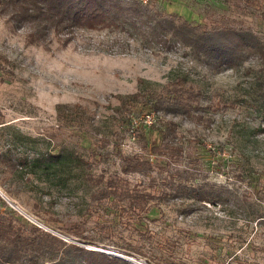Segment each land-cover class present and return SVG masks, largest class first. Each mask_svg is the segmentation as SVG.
I'll list each match as a JSON object with an SVG mask.
<instances>
[{
  "label": "rangeland",
  "instance_id": "obj_1",
  "mask_svg": "<svg viewBox=\"0 0 264 264\" xmlns=\"http://www.w3.org/2000/svg\"><path fill=\"white\" fill-rule=\"evenodd\" d=\"M146 2L193 24L215 12L251 52L210 67L183 44L145 47L107 27L46 49L0 15V220L122 264H264V0ZM174 84L198 91L189 113L146 102ZM122 155L151 167L123 171ZM116 176L153 196L146 208L93 197Z\"/></svg>",
  "mask_w": 264,
  "mask_h": 264
},
{
  "label": "trees",
  "instance_id": "obj_2",
  "mask_svg": "<svg viewBox=\"0 0 264 264\" xmlns=\"http://www.w3.org/2000/svg\"><path fill=\"white\" fill-rule=\"evenodd\" d=\"M0 15L12 28L25 29L26 43L43 45L46 49H50L53 38L60 45L68 44L74 38L77 29L93 30L107 27L120 29L132 38H139L145 47L158 45L170 49L176 47L178 43L183 44L189 48V53L192 52L210 67L235 62L247 51L251 52V47L247 46L242 34L234 30L228 19L216 18L215 12L212 16L215 19L210 24H193L177 13L154 8L150 3L141 0H0ZM222 34L232 35L235 40L224 41L218 38ZM122 49L125 50V44L122 45ZM196 93L198 91L174 84L165 92L150 93L146 102L171 113L184 114L191 111ZM118 97L121 102L134 103L141 100L139 92ZM132 119L133 116L130 117V122ZM171 131L172 125L166 124L161 131L162 138L164 139ZM59 157L60 154L49 153L46 160L51 161ZM150 167L148 160L122 155L123 171H143ZM193 194L204 199L203 193L198 189L194 190ZM92 195L98 200L116 196L118 199L128 200V206L134 209L146 208L148 200L153 197L148 192L131 188L124 179L117 176L109 178L106 185L99 187ZM55 241L60 245L53 250ZM0 242H2L0 264H8L14 259L19 260L16 264H29L36 254L45 252L50 256L46 259L47 263L43 264L125 262L116 256H109L75 243H67L47 232L23 234L10 220H0Z\"/></svg>",
  "mask_w": 264,
  "mask_h": 264
},
{
  "label": "built area",
  "instance_id": "obj_3",
  "mask_svg": "<svg viewBox=\"0 0 264 264\" xmlns=\"http://www.w3.org/2000/svg\"><path fill=\"white\" fill-rule=\"evenodd\" d=\"M142 2H146L147 0H141ZM144 121L145 122H147V123H149V125L152 123V121H151V114L150 113H145L144 114Z\"/></svg>",
  "mask_w": 264,
  "mask_h": 264
}]
</instances>
